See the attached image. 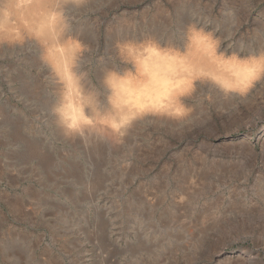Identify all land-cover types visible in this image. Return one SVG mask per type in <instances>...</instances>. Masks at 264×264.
<instances>
[{
    "label": "rangeland",
    "instance_id": "374dc122",
    "mask_svg": "<svg viewBox=\"0 0 264 264\" xmlns=\"http://www.w3.org/2000/svg\"><path fill=\"white\" fill-rule=\"evenodd\" d=\"M111 1L114 10L100 4V42L80 60L99 92L126 36L182 41L193 25L239 59L263 44L264 0ZM154 2L181 6L142 10ZM41 54L32 40L0 42V264H264V140L251 125L264 124V84L261 102L208 104L191 127L209 126L211 138H138L87 177L80 153L45 134L61 81ZM71 164L83 168L65 173Z\"/></svg>",
    "mask_w": 264,
    "mask_h": 264
},
{
    "label": "bare ground",
    "instance_id": "6f19581e",
    "mask_svg": "<svg viewBox=\"0 0 264 264\" xmlns=\"http://www.w3.org/2000/svg\"><path fill=\"white\" fill-rule=\"evenodd\" d=\"M103 2H107V10H114L115 2L109 0H0V42L23 39L36 42L51 73L61 81L58 100L50 106L52 113L45 134L68 143L80 153L78 162L88 169L87 177L94 174L115 148L127 142L130 145L138 138L187 139L195 138L198 133L203 138H211L215 134L209 126L199 131L191 127L197 117L209 113L206 111L210 102L217 106L219 103L232 105L248 97L262 101L257 94L264 84V37L257 57L239 59L233 53L226 55L227 44L219 40L214 30L204 33L193 25L187 26L182 41L157 33L130 41L126 36L118 46L119 58L115 64H105L103 68L99 79L103 91L99 94L84 75L80 60L88 56L93 44L100 42L93 34H97V22L106 14L100 5ZM180 6V3L164 6L154 2L142 10L159 12ZM260 19L264 23V11ZM88 30H91L90 37ZM113 39L111 33L104 38L105 41ZM250 113L248 117H254L257 112ZM245 114L238 116L243 119ZM251 121L246 116L244 122ZM251 125L259 128L264 140V124ZM247 129L243 138L252 132V128ZM136 158L131 161L138 160L139 156ZM83 167L71 164L65 173L71 174Z\"/></svg>",
    "mask_w": 264,
    "mask_h": 264
},
{
    "label": "snow or ice",
    "instance_id": "6c2138e0",
    "mask_svg": "<svg viewBox=\"0 0 264 264\" xmlns=\"http://www.w3.org/2000/svg\"><path fill=\"white\" fill-rule=\"evenodd\" d=\"M204 39H207V38H204Z\"/></svg>",
    "mask_w": 264,
    "mask_h": 264
}]
</instances>
